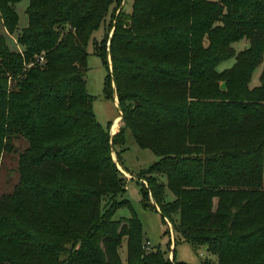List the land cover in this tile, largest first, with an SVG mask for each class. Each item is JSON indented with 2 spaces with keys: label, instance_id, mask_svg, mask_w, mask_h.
Segmentation results:
<instances>
[{
  "label": "trees",
  "instance_id": "16d2710c",
  "mask_svg": "<svg viewBox=\"0 0 264 264\" xmlns=\"http://www.w3.org/2000/svg\"><path fill=\"white\" fill-rule=\"evenodd\" d=\"M20 1L0 0L21 45L11 50L0 34V157L28 141L19 183L0 196V264H188L176 248L173 260L145 248L113 158L127 129L159 157L138 174L143 204L215 255L201 264H264V70L249 85L264 54V0H135L115 22L112 71L108 36L96 44L106 96L115 82L123 111L114 136L96 118L86 74L89 42L121 0H29L19 31ZM242 38L249 48L220 72ZM123 206L131 216L114 218Z\"/></svg>",
  "mask_w": 264,
  "mask_h": 264
},
{
  "label": "rangeland",
  "instance_id": "374dc122",
  "mask_svg": "<svg viewBox=\"0 0 264 264\" xmlns=\"http://www.w3.org/2000/svg\"><path fill=\"white\" fill-rule=\"evenodd\" d=\"M134 2L135 0H121L120 3H114L111 6L110 12L103 21L101 27L98 31H96L93 39L88 45L89 70L86 74L87 89L88 92L94 97V112L97 120L104 126V128L108 129L110 127L109 129L112 136L120 132L121 127L124 125L122 116L123 111L119 108L120 99L115 82H112L111 85L113 98L106 96L105 79L108 73V68L103 58L96 54V44H101L105 36H108L109 41L107 42V61L109 62V69L112 71L113 59L110 52V38L113 36L116 30L115 22L120 15L126 19L133 13ZM28 5L29 0H22L16 4V10L19 14V31L25 29L28 26ZM0 34L6 37L7 45L11 50H21V45L19 44L17 38V32L10 33L5 30L1 16ZM249 46L250 41L247 38H242L241 40L234 42L232 47L234 48L235 55L229 59H226L225 61H222L218 65L217 69L222 72L234 67L237 61V55L240 53V51L249 48ZM263 70L264 54L262 61L253 72L252 81L249 84L251 88L260 85V76ZM223 83L226 84L227 88V82L223 81ZM117 123H120L119 129L118 131L113 132V126ZM13 145L15 147L14 151L2 153L0 157V196L12 193L20 181L19 159L20 154L28 147V141L22 137H19L14 139ZM119 154L121 155L120 158H118ZM113 158L118 162L119 169L127 177L126 197L130 200L134 211L138 214L143 223L145 241L149 240L153 246H159L167 253L168 257L170 255V251L176 248V259L188 264H201L205 259H216L215 255L210 253L205 247H201L200 249L196 250L191 243L183 241L180 235L175 233L173 224H169L168 221H165L162 218L160 212L158 211V207L155 208L152 205L146 207L143 204L141 194L143 187L142 183H147V180L145 178H139L138 174L142 170L149 168L152 164L158 161L159 157L152 150L140 147L130 129L126 130L125 144L123 146L119 144L114 145ZM126 170L129 171L128 174L125 172ZM162 180L167 182L166 176H163ZM174 198V193L170 189H167L166 199L168 201H172ZM152 203H154V201H152ZM131 214V208L129 206H123L116 211L114 218H126L130 217ZM177 242L178 244L176 246ZM123 258H126L125 246L123 248Z\"/></svg>",
  "mask_w": 264,
  "mask_h": 264
},
{
  "label": "built area",
  "instance_id": "2783aa9c",
  "mask_svg": "<svg viewBox=\"0 0 264 264\" xmlns=\"http://www.w3.org/2000/svg\"><path fill=\"white\" fill-rule=\"evenodd\" d=\"M152 247H153V245L151 244V242L149 240H147L146 243H145V248L146 249H151ZM169 257L171 259H173V250L170 251Z\"/></svg>",
  "mask_w": 264,
  "mask_h": 264
},
{
  "label": "bare ground",
  "instance_id": "6f19581e",
  "mask_svg": "<svg viewBox=\"0 0 264 264\" xmlns=\"http://www.w3.org/2000/svg\"><path fill=\"white\" fill-rule=\"evenodd\" d=\"M119 125H120V123H117V124L115 125V128L113 129L114 132L118 131V129H119Z\"/></svg>",
  "mask_w": 264,
  "mask_h": 264
},
{
  "label": "crops",
  "instance_id": "0c3cea01",
  "mask_svg": "<svg viewBox=\"0 0 264 264\" xmlns=\"http://www.w3.org/2000/svg\"><path fill=\"white\" fill-rule=\"evenodd\" d=\"M5 30H6V29H5ZM117 118H118V117H117ZM117 118H116V119H117ZM119 118H120V117H119ZM115 125H116V124H115ZM115 125H114L113 129L115 128ZM112 131L114 132V130H112ZM125 172H126L127 174L129 173V171H127V170H126ZM169 224H171V223H169Z\"/></svg>",
  "mask_w": 264,
  "mask_h": 264
},
{
  "label": "water",
  "instance_id": "95a60500",
  "mask_svg": "<svg viewBox=\"0 0 264 264\" xmlns=\"http://www.w3.org/2000/svg\"><path fill=\"white\" fill-rule=\"evenodd\" d=\"M222 88H223V89L226 88V84H225V83L222 84Z\"/></svg>",
  "mask_w": 264,
  "mask_h": 264
}]
</instances>
